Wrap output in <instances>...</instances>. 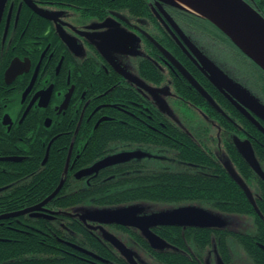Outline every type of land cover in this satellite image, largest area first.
<instances>
[{"label": "flooded vegetation", "instance_id": "flooded-vegetation-1", "mask_svg": "<svg viewBox=\"0 0 264 264\" xmlns=\"http://www.w3.org/2000/svg\"><path fill=\"white\" fill-rule=\"evenodd\" d=\"M246 156L264 174V70L209 20L172 0H5L0 171L54 161L55 196L78 199L1 214L23 217L14 231L71 264H264V176ZM128 208L140 226L88 217ZM183 209L211 217L149 220Z\"/></svg>", "mask_w": 264, "mask_h": 264}, {"label": "trees", "instance_id": "trees-1", "mask_svg": "<svg viewBox=\"0 0 264 264\" xmlns=\"http://www.w3.org/2000/svg\"><path fill=\"white\" fill-rule=\"evenodd\" d=\"M63 167L60 164H55L54 161L48 162L45 166L39 163L33 162L26 165H19L18 169L10 167L6 172L0 171V178L5 177L4 180L0 179V187L10 185L15 179L11 180V177L15 178L25 177L20 181L19 188L16 186L12 189L0 192V215L16 212L26 207L33 206L39 202L48 200L54 192L61 190L64 181L59 182V177L62 175ZM35 175L37 177L30 180L28 175ZM38 176L44 177V179H37ZM9 177V178H7ZM47 177H53L57 179H47ZM196 186H199L196 183ZM198 189V188H196ZM118 202L117 199L101 197H88L84 201V205H95L103 207L105 205H111ZM132 201H141L140 198H132ZM51 204L69 207L78 203V199L59 198L55 195L48 201ZM115 202V203H114ZM18 221L23 222V217L10 218L0 221V264H71L70 262L63 261L58 256L64 255L62 246L53 243L52 246H45L39 244L37 241L33 242L28 234L22 232H16L11 227H14ZM31 222H38L34 220H28ZM33 254L49 255L51 254L53 259H34L31 258ZM28 257V258H27Z\"/></svg>", "mask_w": 264, "mask_h": 264}, {"label": "water", "instance_id": "water-1", "mask_svg": "<svg viewBox=\"0 0 264 264\" xmlns=\"http://www.w3.org/2000/svg\"><path fill=\"white\" fill-rule=\"evenodd\" d=\"M181 8L188 10L202 18L212 22L222 32H224L248 57L255 61L264 70V18L255 11L244 0H172ZM5 0H0V14L2 13ZM200 89V87L197 85ZM204 95H206L204 93ZM252 162L255 169L264 176L259 165L253 159V156H246ZM243 185V183L241 182ZM244 186V185H243ZM245 187V186H244ZM246 188V187H245ZM247 191V189H245ZM55 193L48 199L42 202V207L46 204ZM250 196V194H249ZM252 198V197H251ZM138 213L136 208H128L111 212H94L88 217L105 222V223H120L125 225H139L141 219H134ZM15 214L0 216V219L14 216ZM196 215V216H195ZM202 215V216H201ZM196 217L209 218L211 216L200 213H190L189 210L183 209L171 213H164L150 217L154 223H173L181 221L182 218ZM145 220V219H143ZM146 220V221H149ZM108 237V236H107ZM114 241L113 238L108 237ZM152 240V238H150ZM119 247L131 259V253L126 251L122 246ZM133 264H136L131 259Z\"/></svg>", "mask_w": 264, "mask_h": 264}]
</instances>
